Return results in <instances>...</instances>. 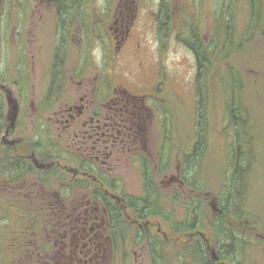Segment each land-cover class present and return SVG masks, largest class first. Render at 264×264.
<instances>
[{"label": "flooded vegetation", "instance_id": "obj_1", "mask_svg": "<svg viewBox=\"0 0 264 264\" xmlns=\"http://www.w3.org/2000/svg\"><path fill=\"white\" fill-rule=\"evenodd\" d=\"M98 2L37 0L40 8L54 6L60 18L45 92L36 104L32 95H0L1 264H110L119 255L127 263L137 257L134 246L154 244L159 237L164 211L159 187L167 188L169 212L174 211L175 169L153 163L142 127L156 102L174 98L169 75L142 52L146 59H138L136 70L152 71L144 87L129 89L114 80L116 66L124 62L132 68L141 52L142 7L149 8V0ZM30 6L29 0H0V12L6 8L2 25L8 46L15 38L16 48L27 50L24 78L9 67L0 82L24 80L26 87L32 86L36 63L24 41L31 33ZM37 11L41 23L43 11ZM151 19L159 22L155 15ZM34 28L37 32L40 26ZM76 34L83 40L79 48L73 46ZM9 61L16 67L23 63L12 53ZM133 78L127 70L121 80ZM32 120L40 130L34 138ZM136 179L140 188L135 190L131 184ZM77 194L86 201L64 205Z\"/></svg>", "mask_w": 264, "mask_h": 264}, {"label": "rangeland", "instance_id": "obj_2", "mask_svg": "<svg viewBox=\"0 0 264 264\" xmlns=\"http://www.w3.org/2000/svg\"><path fill=\"white\" fill-rule=\"evenodd\" d=\"M102 1L99 0L98 3L102 4ZM36 2L37 0H29L32 23L27 29L31 33L27 34L28 37L24 40L30 46L31 56H34L32 61L36 63V67L31 70L32 86L26 87L24 80L19 82L20 84H12L11 81L0 82L5 84L4 88L0 87L1 96L8 91L17 97L28 94L34 97L35 104L45 92V75L50 62L49 52L52 47L53 32L59 30L55 25L60 21L54 6L40 8L39 3ZM252 3V0H149V8L142 7L144 13L142 12L141 18L143 22L141 52L132 60L133 62L131 61L132 68H127L124 62L116 66L114 80L117 83H124L129 89L136 90L137 87L143 86L144 79L152 77V71L151 69L136 70L138 59H146L142 52H148L154 57L153 67L164 66V70L169 75V82L175 89V95L174 98H165L156 102L150 119L142 125L146 132L144 143L151 150L153 163L164 166L166 170L168 167L174 168L175 177L179 181L174 185L172 214L169 212L166 198L167 188L159 187L164 211L159 215L160 234L154 244L148 242L138 244L132 248V251L137 252L136 258L122 263L119 255L118 259L113 258L110 264H213L220 261L222 248L213 238L212 222L219 217L222 210L221 188L229 163V149L233 143L232 131L227 129L225 119L227 96L223 88L221 89L222 86H219V82H214L213 79L210 83L205 81L201 86L202 91L205 90V98L203 105H199L197 64L193 52L182 40L196 35L205 41L209 37H214L220 44L228 31L229 34H233L234 42H238L244 36L256 35L258 39L251 41L263 51L260 52V56L264 61V34L259 35L260 32H264V0H254V7ZM4 8L0 12V78L4 73L9 72V67L24 78L27 50L22 46L16 48V40L12 37L10 39L12 48L8 46L5 37L8 31L5 32L2 25V21L5 20L2 17H5L3 14L6 12ZM37 9L43 11L41 23L37 20L39 15ZM253 9L254 19L250 21ZM149 12L157 17L158 23H153ZM36 24L40 26L37 32L34 28ZM153 30L163 34L156 35ZM74 38L73 46L81 47L83 40L77 34ZM254 51L258 56L255 67L259 70V52L255 48ZM10 53L14 60L17 57L22 59L23 63L20 67H16L14 62L10 65ZM72 56L73 54H70V59ZM127 70L133 73L134 78L131 82L121 80L123 72ZM215 76L218 75L214 72L212 78ZM262 80L264 77H260L259 81ZM3 104L4 118L7 121L6 103ZM160 114L163 116L160 117L161 122ZM38 126L39 124L32 120L31 138H34L38 131L40 132ZM46 126H48L47 122ZM42 132H47L48 137L52 136L47 130ZM199 142L202 143L197 149ZM255 145L259 144L255 143ZM255 154L258 161L264 164V155L261 156L257 149ZM192 174L200 183L198 190H193L191 187ZM255 178V189L247 191L248 195L249 192H253L249 195L253 207L248 203L250 206L248 209L250 208L252 213L245 222L237 224L238 234H242L249 241V245L242 251L244 256L242 264H264V166ZM131 186L135 190L140 188L137 179ZM197 195L204 204V219L197 230L184 232L183 229L176 227V223L185 218L187 208ZM76 200L80 204L86 201L83 194H77L65 199L64 205L74 206ZM257 223H260V227ZM149 232L152 235L156 230Z\"/></svg>", "mask_w": 264, "mask_h": 264}, {"label": "trees", "instance_id": "obj_3", "mask_svg": "<svg viewBox=\"0 0 264 264\" xmlns=\"http://www.w3.org/2000/svg\"><path fill=\"white\" fill-rule=\"evenodd\" d=\"M252 2L254 7V0ZM253 14L254 9L250 21L254 19ZM244 37L234 42L233 34H229L228 31L220 44L214 37H209L205 41L196 35L182 40L193 52L197 64L199 105H203L205 98V90L201 89L202 84L205 81L210 83L212 79L219 82L221 89L226 92L225 119L227 129L232 131L233 136V143L229 149V163L221 188L222 210L219 217L212 222L213 238L222 248L220 261L213 264L243 263L242 251L249 245V241L242 234H238L237 224L245 222L252 213L248 206L253 207L250 203L252 200L249 199L253 192H249L248 195L247 191L255 189V175L257 176L264 166L255 154L257 149L261 156L264 155V80L259 81L260 77H264V61L260 56L263 51L251 41L258 39L256 35ZM254 48L259 52V70L255 67L258 56ZM214 72L218 76L212 78ZM254 141L259 145H255ZM201 143L196 146L197 149ZM197 180L198 178L192 174L190 182L193 190L200 189ZM192 201L186 210L185 218L176 223V227L183 229L184 232L197 230L204 219L205 208L200 196L197 195ZM257 224L260 227V223Z\"/></svg>", "mask_w": 264, "mask_h": 264}]
</instances>
